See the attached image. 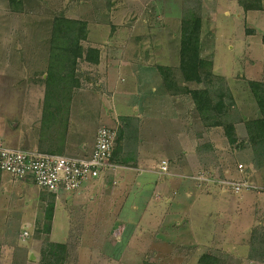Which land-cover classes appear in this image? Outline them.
I'll use <instances>...</instances> for the list:
<instances>
[{"label":"rangeland","instance_id":"rangeland-1","mask_svg":"<svg viewBox=\"0 0 264 264\" xmlns=\"http://www.w3.org/2000/svg\"><path fill=\"white\" fill-rule=\"evenodd\" d=\"M110 1L23 0L21 12H16L12 11L8 0H0V138L6 145L20 147L23 121H36L39 112L43 121L44 86L38 77L47 70L52 20L58 13L86 21L91 42L108 44H102L104 58L108 60L105 73L98 74L89 63H79L81 79L78 94L73 97L74 121L89 124L96 121L93 108L99 102L106 104L110 121H102L97 130L103 125L115 128L113 110L129 114L132 108L141 105L149 110L150 106L160 105L168 114L172 111L171 116L183 112L194 118V111L186 106L190 102L176 106L177 101L169 97L156 68V65H178L176 18L181 4L183 8V0H170L171 13L164 10L168 4L163 6L162 0H129L130 3L117 0L116 5L121 4L118 9H114V3L109 6ZM237 1L199 0L203 17V56L213 62L215 75L226 79L242 115L255 118L258 109L245 84L246 80L264 81V12L245 16ZM152 5L155 12L149 10ZM132 26L136 29L133 37ZM149 26L153 32L149 37L151 45L154 48V43H158L157 51L165 52L166 62L152 57L149 62H138L129 54L136 44L134 38L143 31L139 29H145L149 36ZM247 28L255 32L247 33ZM84 45L89 46L90 41ZM151 123L142 124L141 137L155 136ZM237 129L242 137L243 126L239 124ZM167 130L169 138L160 141L163 147L153 150L146 140L141 148L140 157H148L150 172H144L139 179L132 172L127 175L121 171L107 172L98 179L104 183L102 193L96 190L82 196L80 202L73 198L66 206L59 207L55 223L52 222V235L45 226L52 196L45 202L43 217L30 223L29 230L26 229L29 234L21 236L22 240L19 235L26 224L20 220V212L23 209L30 214L33 207L17 203L8 217L9 206L0 199V264H41L42 251L48 242L66 243L64 264H201L199 259L203 254L217 257L220 264H264L249 256L252 237L264 238V169L247 161L249 152H240L228 145L219 129L216 143L213 142L216 148L203 150L208 155L202 160L205 174L201 173L203 179L199 176L197 181L193 178L197 175L186 169L184 161L179 159L183 151L182 135L176 133L178 129L173 123ZM86 137L83 136L87 140ZM92 144L89 143L88 151L92 150ZM77 148L79 153L81 148L79 145ZM124 154L125 146L117 157L131 156ZM68 156L79 157L74 153ZM162 159L169 160L170 176L159 171ZM221 181L244 183L249 188L235 193L232 186ZM87 182L90 181L84 184ZM148 182L152 184L146 185ZM137 183L143 185L139 190ZM29 189L28 197L39 194L34 183L29 184ZM92 196L96 197L95 201L89 200ZM167 196L171 203L165 199ZM109 198L112 208L121 212L113 223L109 220L117 216H108L105 208ZM148 199L157 206L153 217L143 215L144 202ZM135 206L137 210L133 209ZM100 210H103L101 214ZM28 218L31 221L32 217ZM140 220V230L129 247L128 241L136 229L132 226ZM111 224L115 227L109 232ZM149 228L151 232L159 229L154 238L149 237ZM100 249L103 252H99ZM147 249L149 253L141 252ZM123 251L128 252L125 256H131L119 261Z\"/></svg>","mask_w":264,"mask_h":264},{"label":"trees","instance_id":"trees-1","mask_svg":"<svg viewBox=\"0 0 264 264\" xmlns=\"http://www.w3.org/2000/svg\"><path fill=\"white\" fill-rule=\"evenodd\" d=\"M12 11L21 12L23 0H8ZM179 29V61L176 66L157 65L167 93L171 97H186L203 129H222L228 145L240 152H249L247 161L258 169H264V81L246 80L258 109L255 118L242 115L232 96L231 89L223 76L215 75L214 64L202 54L201 34L203 17L201 4L194 0H183ZM111 1L108 3L111 6ZM245 12L264 11L263 0H239ZM247 33L254 32L247 29ZM88 23L81 19L66 17L58 13L52 20L48 64L43 79L38 80L44 86L43 121H68L73 97L80 87L81 75L79 63L92 65L100 63L99 49L85 46L88 39ZM131 117L120 118L116 129V138L111 162L115 164L116 155L124 149L137 129ZM244 128V135H238V126ZM211 149L209 144H200L198 152ZM126 164V162H120ZM46 211V231L50 232L55 210V198L52 195ZM66 243L48 242L42 251L41 264H64ZM252 259L264 262V238L252 237L250 255ZM201 264H220L217 257L203 254Z\"/></svg>","mask_w":264,"mask_h":264},{"label":"crops","instance_id":"crops-1","mask_svg":"<svg viewBox=\"0 0 264 264\" xmlns=\"http://www.w3.org/2000/svg\"><path fill=\"white\" fill-rule=\"evenodd\" d=\"M162 1L164 2L163 6H165V3L168 4V6H166L165 9L164 8L163 9L165 11H168L169 13H171L172 4H171L170 0H166V1L162 0ZM126 2L127 1H125V3ZM128 2H129V0H128ZM263 2H264V0H263ZM111 3H114V5H115L114 9L121 8V4H118L119 7L116 5L118 3L117 0H112ZM237 4H238V8H239V5H240L239 0L237 1ZM160 8H162V7H160ZM149 10H150V12H155L154 5L150 6ZM240 10H242V9L240 8ZM258 12H264V11H258ZM258 12L249 11V12L245 13V11H244L243 13H245V16H249L250 14L254 15ZM181 13H182V4H181V7H179V16L176 18L178 21V25H177L178 29H180ZM175 14H177V13L175 12ZM128 28H130V27H128ZM247 29H252L255 32V29H253V28H247ZM130 30H132L131 36L132 37L135 36L136 35L135 27L132 26ZM139 30L140 31L143 30V31L138 33V38L137 37L134 38V42H136V44H134L132 46L131 51L129 53L130 55H132V59L134 61L137 60L138 62L139 61L149 62L150 58L152 57V58H154V60L158 59L161 62H166L165 52L160 53L159 51H157L158 43H154L155 44L154 48L151 45L152 43L150 42L149 37H151V35H153V32L150 29V26L147 29V31L150 34L149 36L146 35L145 29H139ZM254 32H250V33H254ZM166 35L167 34H165V37H166ZM88 41H90L89 46L97 48L101 52L100 63L98 65H93V68H95V70L98 72V74H101L102 72L105 73V69L108 66V60L106 59V57L104 58L105 53H103L104 50H102V48H103V45H108V44L103 43V42L95 44V42H91V40L89 38V34H88V39L85 43H88ZM158 41H160V40H158ZM162 42L163 41H161L159 43H162ZM203 45H204V43L202 41V34H201V47H203ZM127 51H128V48H127ZM107 52H108V49H107ZM203 53L204 52H203V48H202V54ZM106 56H107V54H106ZM47 64L48 63H46V65ZM34 73H36V72H34ZM43 73H45V72H41L40 74L39 73H37V74L42 75ZM44 75L45 74H43V76ZM43 76H42V78H43ZM99 86L100 85H98V83H97V88H98L97 90H99V88H100ZM163 87H164V85H163ZM169 97H171V96L169 95ZM171 98L177 101L178 105L176 104V106H179L181 104L184 105V104H186V102H190V100L186 97H177V98L171 97ZM74 101L75 100H73L72 104H71V108H70V112H69V116H68V121H40L41 120L39 117L40 112L37 114V120L36 121H23V125H22V121H21L20 125H22L21 126L22 130L20 132V138H19V142L21 145H20V147H14V148H21V149H27V150H31V151H38V152H43V153H52V154L64 155V156H68V154H70V153L78 154L79 157L89 155L92 152L94 145H95L97 127L100 124H103L102 121H104V123L105 122L107 123L108 121H110L109 120V114L107 111L108 109L106 107V104H103L102 102L96 103L94 108H93L95 116H96V118H95L96 121L92 122L91 123L92 125H91V124L87 123V121H74L73 116H72L73 108L75 107L74 106L75 104H73ZM172 106L174 109L175 104H172ZM186 106H189V111L192 112V110H193L192 103L190 102L189 105L187 103ZM42 107H43V103H42ZM79 108L81 109L82 106H79ZM132 109H134L133 112H131L129 114H119L118 112H116V110H113V115H114L115 121H120V120H118V117H119V119L122 117H131V118H135L138 120V121H133V124H134V126L136 125L135 128L137 129L136 136L131 137L130 141L127 142V144H125V154L127 156L128 155H131V156L125 157L124 159H122L121 157H117V155H116L115 159L117 160V162L115 163V165L118 167L117 171H121L122 174H126V175L132 172L133 174H136V177L138 179L143 176L144 172H150V170H149L150 167L148 166V157H146V156L140 157L141 148L145 145L146 140L149 141V145H150V147H152L153 150L156 149L155 147H157L158 149L160 147H163V145L160 143V141L165 142L166 140H164V139L169 138V136H168L169 133H168L167 127H168V125H171L173 123V125H175L176 128L178 129L176 133L182 135V139L180 141H181L182 146H183V151H182L179 159L184 161V166L186 169H189L190 172L195 173V175H197V177H193V178H195V180L198 181L197 178L201 175V173H204V170L202 169L203 168V164H202L203 161L202 160H203V158H206V156H208V155L205 154L204 152H198L196 147L200 144H204V143L206 144L207 143L211 146V149L216 148V146L214 145L213 142L216 143V135L219 133V129H211V130L205 131L203 129L202 125L200 124L199 119L196 116L195 112H194L195 116L192 119L191 117H189L190 116L189 114H187V113L184 114L183 112H179V114L175 113L174 116H171V114H173V112L171 111V113L168 114L160 105H157L154 108L150 106V110L146 105L144 106V108L141 105L140 107L137 106V107L132 108ZM145 121L146 122H150V121L152 122L150 125L152 128V131L155 133V136L149 135V136L141 137L142 136V124ZM18 125H19V123H18ZM13 128H15V127L13 126ZM85 135L87 136L86 137L87 140L85 138H83V136H85ZM90 142L93 143L92 144V150L88 151ZM78 145L81 148V151L79 153H78L79 149L78 148L75 149L76 146H78ZM209 149H210V147H209ZM121 161L127 162V164L120 163ZM163 161L168 162L169 160L167 161V159H162L159 162L158 166H161V163ZM168 167H169V163H168ZM210 171H211V173L214 172L213 167H211ZM106 174L104 176H106ZM170 174L171 173L169 172V175H167V176H170ZM104 176L100 177V179L103 178ZM102 182L98 181V179H96V180L87 182L86 184H83L81 189L75 193L66 194V193L59 192L57 194H53V193L45 192L42 189H40L34 183L33 179L30 177H27L25 179L16 180V179L11 178L9 175L0 172V199L5 201V206H7V205L9 206V210H7V216L8 217L13 212L11 210L12 207L15 206L17 203H20L21 206L25 205V207H29V206L33 207V208H31L32 212L30 214L23 211V209H21V212L19 211L20 212V220L22 219L21 221L25 222V224H26L24 226V228H25L24 231L19 235V238L21 239V236H23V234L25 232H27L29 234V232L26 229L29 230L30 223L31 222L34 223L37 219L40 220L43 217V215H44L43 214V207H44L45 202L47 201L48 197L54 195V198H55V205H54L55 210H54V218H53V224H54L59 207L66 206V204L69 201H71L73 198L78 199V201L80 202L79 199L82 196H88L91 193L93 194V191H96V190L98 193H102V189L104 187V183H102ZM30 183H34L36 185L37 191H38L37 193H39V194H33V195H31V197L27 196V191L30 190L29 189ZM149 184H152V182L146 183V185H149ZM142 186H143L142 183H137V189L138 190L141 189ZM164 193H165V191H164ZM95 199H96L95 196H92L89 198V200H91V201H95ZM165 199L168 200L169 199L168 196ZM109 200H110V198L107 199V203H106L105 208H107L106 212H108V216H117L116 219H114V220L110 219L109 220V223H113V222L117 221L118 215L121 212L119 210H118V212H116L115 208H112L113 204H111V201H110V203H108ZM158 200H159V198L157 199V201ZM168 202L171 203V200H168ZM34 207H36V208H34ZM143 207H144L143 215L147 214V216H149V217L154 216V213H153L154 208H157V206L155 204H152V200L148 199L147 201H145ZM133 209L137 210V206L133 207ZM102 211L103 210H100V214ZM115 212H116V214H115ZM28 216L32 217V218H30L31 221L28 220L29 219ZM162 220L163 219H161V221ZM150 221L151 220H148V222H150ZM141 223L142 222L140 220V222L136 223L135 226H132V227H135L136 229L133 231V234L130 236V239L128 241L129 247H132L130 245V243L134 242V239L136 238V235L140 230V224ZM114 227H115V225L113 226L111 224V226L109 228V232H111V230ZM150 230H152V229L149 228V231ZM154 230H155V232L150 231L151 234H149V237L152 236L154 238L156 232L159 231V229H154ZM53 231H54V229L52 227L50 235L53 234ZM117 239L119 240L121 238L119 236H117ZM99 248H102V247H99ZM148 248H149V246H148ZM102 250L103 249H100L99 252H103ZM133 250H135V249H133ZM141 252H143V253L148 252L149 253V250L147 249V250H143ZM127 253H128L127 251H123L121 256L119 257V259H120L119 261H122V260L125 261L126 258H129L131 256V255L125 256V254H127ZM30 256L32 259L34 257L33 253ZM130 259L132 262L133 258L131 257ZM2 264H4V262H2ZM84 264H87V263H84Z\"/></svg>","mask_w":264,"mask_h":264},{"label":"built area","instance_id":"built-area-1","mask_svg":"<svg viewBox=\"0 0 264 264\" xmlns=\"http://www.w3.org/2000/svg\"><path fill=\"white\" fill-rule=\"evenodd\" d=\"M118 125L119 121H116L115 128L100 126L92 152L82 157L14 148L0 139V172L16 180L30 177L40 189L48 193H75L84 182L99 179L109 171L117 172L118 167L111 162V158ZM159 171L163 175H169L166 161L161 163ZM221 183L232 186L235 193L249 188L244 183ZM23 236L27 237L28 233L25 232Z\"/></svg>","mask_w":264,"mask_h":264},{"label":"water","instance_id":"water-1","mask_svg":"<svg viewBox=\"0 0 264 264\" xmlns=\"http://www.w3.org/2000/svg\"><path fill=\"white\" fill-rule=\"evenodd\" d=\"M43 78H46V76L44 75ZM33 257V256H32ZM33 259V258H32Z\"/></svg>","mask_w":264,"mask_h":264}]
</instances>
